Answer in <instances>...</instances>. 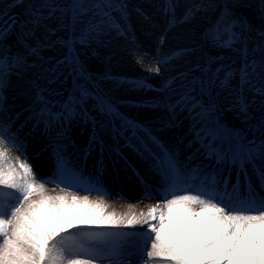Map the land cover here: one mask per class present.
Segmentation results:
<instances>
[{
    "label": "bare ground",
    "instance_id": "6f19581e",
    "mask_svg": "<svg viewBox=\"0 0 264 264\" xmlns=\"http://www.w3.org/2000/svg\"><path fill=\"white\" fill-rule=\"evenodd\" d=\"M154 3L156 8L163 7L170 13V18L178 22L167 34L163 28L164 21L168 22L169 18L161 21L162 24L155 20L150 25L156 29V36L151 38V44L160 43L158 55L152 54L147 58L139 54L134 47L119 41L112 31H109L105 41L101 34L88 30L78 36L75 58L78 57L83 64L88 61L91 74L100 79L96 82L105 87L112 98L121 101L118 103L122 105L123 110L135 109L132 104H127L129 102L134 104L141 101L144 105L149 104L150 108L145 109L147 113L144 117L135 120L145 125L149 131L162 128V131H156V134L168 145L181 170H185L186 163L192 164L196 161L187 154L192 152H186V147L176 140L177 127L182 128L186 123L202 133L198 142L197 139L196 143L194 142V147L202 156L208 157L207 159L215 156L224 161L221 157L223 152H229L231 148L232 158L237 157L240 160L243 140L238 139L230 144L222 140L215 141L214 145L221 147L220 154L210 152L207 144L199 143V140L203 141L207 135L204 127L208 114L204 115L198 110L194 97L187 92L165 87L169 79L166 75L174 76L178 72L192 70L200 61L195 52V40L192 39L191 47L185 43V31L189 30L190 25L182 23L186 15L193 10L181 9L179 0H155ZM250 7L253 11L250 16L252 26L263 36L255 51L256 59L244 68L248 73L257 74V78L254 77V84L250 81L251 85H244L245 91L241 99L254 107V112L264 119V2L255 6L251 4ZM177 48L185 50L186 53H181L169 63H164L163 56ZM43 71V66L33 70L17 64L13 66L9 76L3 77L7 82L4 85L6 90H2L0 95V120L15 119L19 115L20 119L15 122V127L18 128L23 123L29 125L33 132L28 131L25 136L11 139L9 134L4 132L6 121H0V257L3 256L0 264H155L158 261H171L167 264H203L206 259L213 260L207 262L208 264H264V213L256 218L230 216L213 205H201L185 195L168 196L162 200L147 199L137 187L146 186L149 183V180L145 179L147 170L152 169L154 172V168L159 166L153 157L156 153L154 145L143 146L144 159L140 158L142 154L138 157L135 152L140 148L137 134L125 135L130 141L128 145L121 141L125 139L123 132L122 136L113 133L110 127L111 118L98 110V103L92 105L95 116L87 115L100 133L94 139L91 135L81 134L79 131L85 116L82 113L73 121L70 120L68 110H64L66 128H54V117L39 115L50 110L46 104H40L37 112L30 107L37 101V89L41 90L43 87L39 86L40 82L36 79ZM132 74L150 77L153 89L144 90L141 85L136 84L139 82L127 83L128 88H124V84L119 83L120 78ZM49 86L46 84L45 89L49 90ZM45 89L41 91L48 94ZM121 91L128 92L130 96H122ZM137 94H145L149 102L133 97ZM173 97L175 105L178 104L174 105V108H179V111L171 114L165 107L167 99ZM48 104L55 112L62 109L58 108V104L53 106L49 100ZM186 116L189 117L188 121H183L182 118ZM61 134L59 146L64 149L61 158H68L69 163L73 165L66 169L64 166L63 170L58 171L61 158L56 156L57 150L44 151L43 146L50 137ZM110 136L115 140L116 149L108 146L106 138ZM8 139L15 141L21 148L29 145L28 149L33 154L42 153V161L31 162L18 151H12L13 147L6 146L5 141ZM93 140H96V143H93ZM100 142H104L106 148H109L107 153L100 148ZM114 153L118 154L119 158ZM123 155L131 162L130 165L126 164ZM260 163L264 166V159H260ZM132 165L141 172L138 179L127 175ZM83 166L84 173L79 169ZM199 166L201 168L204 165L200 163ZM221 166L223 168L225 165L219 163V168ZM69 169L72 171H68ZM162 169L164 174L158 176L156 181L164 186L173 171L169 174L166 168ZM48 172L54 173L55 181L44 175ZM189 172L185 173V177H189ZM117 178L121 179L123 190L119 189ZM75 180L79 181V184H76ZM92 184L94 186H91ZM172 185L176 183L172 182ZM15 191L20 193L13 200L9 194L16 195ZM124 191L131 193L128 195ZM58 228H67L69 232L55 233ZM132 229L137 232H144L145 229L148 239L132 240L121 246L118 240L115 243L110 238L115 235L122 239L125 237L123 232ZM96 230H103L105 233L101 234L102 231ZM69 235L76 237L80 243L81 238L89 246L100 248V255L92 254L81 246L72 245L68 241ZM48 236L51 238L47 239ZM33 249L38 251L37 255ZM143 250H146V253H142Z\"/></svg>",
    "mask_w": 264,
    "mask_h": 264
},
{
    "label": "rangeland",
    "instance_id": "374dc122",
    "mask_svg": "<svg viewBox=\"0 0 264 264\" xmlns=\"http://www.w3.org/2000/svg\"><path fill=\"white\" fill-rule=\"evenodd\" d=\"M154 1L155 0H0V95L2 90H6L4 85H6L7 80L5 82L3 77L5 75H10V71H12L14 65L20 64L22 68L33 70L39 66H43L44 71L37 76L36 79L40 82L39 86H43L42 89H45L46 84L50 85L49 90H46L47 88L45 89L46 92L48 91V94H46L45 91H41L42 89H37V101L35 104H31L30 107L34 112H37V107L40 104V106H42L43 103L46 104L50 110L47 112L43 111L39 115L42 117L47 116L48 118L54 117V128H66L67 123L64 121V110H68L67 112L71 115L70 120L73 119V121L75 117H79L80 113H82L85 116L82 118L83 122L80 124L79 131L81 134L86 133L88 136L91 135L92 139H94L98 134L100 135V133L95 128L92 119L87 115L93 117L95 113L92 110V105L95 106V103H98L99 107L96 106L98 110L102 111L108 118H111L110 127L113 133L122 136L123 132L125 139H121V141L128 145L130 141L125 135L137 134V137H135L139 140L140 148L135 152H137L138 157L142 154L140 158L144 159L145 150L143 146L146 147L151 144L154 145L156 149V153L153 154V157L161 161L163 156L155 144V141H158L171 155V161L169 162L171 167L167 165V169L169 170L171 168L179 177H184L183 173L185 170L183 171L180 169L168 145L156 134V131H162V128L158 127L155 131H149L145 125H141L135 120L144 117L147 113H145V109L150 108L149 104L144 105L141 101L134 104L133 102H129L127 104H132L135 109L123 110L122 105L118 103L121 101L112 98L108 90L96 82L100 79H96V77L91 74L88 61L83 64L82 61H80L78 57L75 58L74 55L79 34L88 30L92 32L96 31L98 35L101 34V36L105 38V41L106 37L109 36V31H112L119 41L124 42L127 46L134 47L139 54L147 56V58L148 56L151 57L152 54H154V56L158 55V53H160V43L151 44L152 39L156 36V29L151 28L150 25L155 20L161 22L164 21L165 18H169L168 22L164 21L165 26L163 28L164 32L167 34L171 32L178 22L174 18L171 19V16H169L170 13L163 9V7L156 8ZM179 1L181 2V9L188 8V10H193L186 15L187 17L184 18V22L182 23H188L190 25L189 30L185 31L187 39L185 43L191 47L192 39L195 40V52L199 55L200 61L192 70L187 72L177 71L178 74L174 76L166 75L165 77H169V79H167L165 87L169 90L187 92L188 95L194 97V102L198 110L200 112L202 111L204 115L208 114V116H206L208 119L205 118L207 123L204 127L207 135L203 141L199 140V143L203 142L204 145L207 144L211 152L214 150L218 152V147L214 149V145H211L213 144L212 140L217 142L222 140L226 144H230L241 139L245 147L251 144L256 146L257 151L255 152V158H257V160L264 159V127H262L264 119L260 117L261 115L259 116L254 112V107L252 108L247 101L242 102L241 99V95L245 91L244 85H246V83L251 85L250 81L254 84V77L257 78V74L254 72L248 73L244 68H246L245 66L247 64L250 66L254 59H256L255 51L258 47V42L263 36L262 33L255 31V26H252L253 22L250 20V16L253 11H251L250 5L254 4L255 6L258 3L264 2V0H248L247 2L246 0ZM251 33L254 36H252ZM262 49L264 53V47ZM148 51L151 52L149 53ZM181 53L184 54L186 51L180 50L179 48L174 49L170 51V53H166L162 61L164 63H169ZM247 78H249V80H247ZM120 79L119 83L124 84V88L126 89L128 88L126 86L127 83L133 84L135 82H139L136 84L141 85V88L144 90L153 89L150 77H146L145 75L138 77L132 74V76L127 75V77H121ZM2 86L4 89L1 88ZM120 94L124 97L130 96L128 92L121 91ZM133 97L143 98L145 102H149L145 94H137ZM174 98L175 97L168 98L167 106L165 107L171 114L179 111V108H174L176 103L174 102ZM48 100L53 106L58 104V108L60 107L62 109L55 112L52 106L48 104ZM3 102L6 103L4 100ZM130 116L132 118H130ZM17 117L15 119L6 118L0 120L6 121L4 122L6 124L4 132L5 134H9L11 139H18L25 136L24 134H28V131L31 132L33 130L29 125L23 123L16 128L15 122H19L20 119V116ZM188 118L189 117L186 116L183 117L182 120L188 121ZM37 120H39V118ZM154 124L156 123L154 122ZM198 131L196 127L190 126L189 123L184 124L182 128L177 127L176 140L186 147V152H192V154L187 153L188 156L191 155L189 158H195L194 160H196L192 164L186 163V170H189L191 167L199 166L201 161L204 160L201 152L194 147L196 143L195 139H197L198 142V138L200 139L202 135V133ZM60 137H62V134L50 137L43 146V148H45L44 151L56 149V156L59 157V159L63 156L64 151V149L59 146L62 140ZM111 138L113 137L110 136L106 138L109 142L108 146L116 149L115 140ZM86 142L90 143L91 141ZM92 142L96 143V140ZM5 143L6 146L15 148H12V151H18L25 159L31 162L42 161V153H31L28 149L29 145L23 148L17 147L14 145L15 141L10 139L6 140ZM140 143L142 144V148ZM98 144L100 148L107 153L109 148H106L104 142ZM258 149L261 150L258 151ZM147 151L150 152L148 149ZM148 154L150 155V153ZM114 155L119 158L118 154L114 153ZM258 155L260 156L259 158L257 157ZM252 157H254L253 153ZM122 158L127 165H130L131 162L127 160L124 155ZM67 159L61 158L58 171L63 170L64 166L66 169L73 165L70 164ZM211 162L213 161L211 160ZM202 163L204 165L203 168L201 167L199 168L200 170H198V173L201 172V174L213 164L209 163L208 159H206L205 162L202 161ZM242 164L244 165V163ZM110 165L111 163L109 166ZM214 166L215 164L212 168H214ZM84 167L85 166L79 169L83 171ZM133 170H135L137 174L140 172L132 165V169L127 171L129 177L134 178ZM68 171L72 170L69 169ZM53 174L54 173L50 172L44 173L47 178L55 181ZM177 175L174 176L177 177ZM118 179L119 178H117L119 189L123 190L121 179ZM146 179L153 180L152 177ZM67 180L70 181L69 178H67ZM75 182L79 184V181L75 180ZM155 185H157V183H155ZM91 186H94V184ZM149 188L152 189L156 195L159 193L158 189L154 190L153 187ZM137 189L140 193H144L145 197H149L148 188L137 187ZM124 192L128 195L131 193L127 191ZM15 193L17 194H9L10 197H13V200L17 198L20 192L15 191ZM156 197L158 198V196ZM152 200L155 199H151V201ZM60 231L69 232L67 228H58L55 230V233ZM99 231H102L101 234L105 233L103 230H96V232ZM123 233L125 237L122 239L115 235V237L110 235V238L111 240L113 239L115 243L118 240L121 246H124L123 243H129L132 240L139 239L144 241L146 238L148 239L145 234V229L144 232H137L132 229L124 231ZM50 238L51 236L47 237V239ZM68 241L72 245L81 246L84 250L92 254L100 255V251H102L100 248L89 246L87 242L81 238L80 243L76 237L73 236L72 238L69 235ZM147 250L149 251V249ZM33 251L37 255L38 251L34 249ZM142 253H146V250H143ZM104 256L105 255L102 257ZM2 257L3 256H1L0 259ZM31 259L33 262L35 261V259ZM210 260H204L203 264H208L207 262ZM169 262L171 261H158L155 262V264H167ZM31 264L34 263L31 262ZM216 264H220V262Z\"/></svg>",
    "mask_w": 264,
    "mask_h": 264
}]
</instances>
